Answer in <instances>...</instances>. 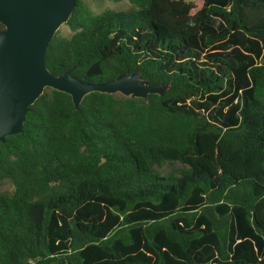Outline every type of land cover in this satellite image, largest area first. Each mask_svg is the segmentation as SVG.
<instances>
[{"label": "trees", "instance_id": "obj_1", "mask_svg": "<svg viewBox=\"0 0 264 264\" xmlns=\"http://www.w3.org/2000/svg\"><path fill=\"white\" fill-rule=\"evenodd\" d=\"M127 1L77 0L45 65L169 86L43 91L0 142V264H264V0Z\"/></svg>", "mask_w": 264, "mask_h": 264}, {"label": "water", "instance_id": "obj_2", "mask_svg": "<svg viewBox=\"0 0 264 264\" xmlns=\"http://www.w3.org/2000/svg\"><path fill=\"white\" fill-rule=\"evenodd\" d=\"M77 0H0V142L22 131L25 114L46 88L68 94L78 108L91 92L130 98L162 95L168 84H150L138 71L99 83L81 81L72 69L53 75L45 65L47 47L67 22Z\"/></svg>", "mask_w": 264, "mask_h": 264}, {"label": "rangeland", "instance_id": "obj_3", "mask_svg": "<svg viewBox=\"0 0 264 264\" xmlns=\"http://www.w3.org/2000/svg\"><path fill=\"white\" fill-rule=\"evenodd\" d=\"M84 5H86L89 10L93 14H99L102 11L106 9H113V10H124L127 9L130 6V3L127 0H80ZM191 1V0H187ZM72 33L71 29L66 25L62 24L54 35L59 37H68ZM182 165L179 162H172L169 164L163 165L161 168H159V171L162 174H165L167 172H176V170L180 169ZM9 187V182L4 180L0 190L6 189Z\"/></svg>", "mask_w": 264, "mask_h": 264}]
</instances>
